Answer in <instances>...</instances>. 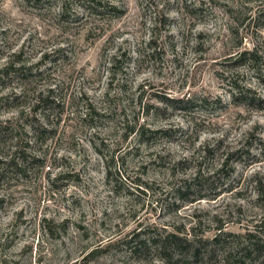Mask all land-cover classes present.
<instances>
[{
  "label": "rangeland",
  "instance_id": "374dc122",
  "mask_svg": "<svg viewBox=\"0 0 264 264\" xmlns=\"http://www.w3.org/2000/svg\"><path fill=\"white\" fill-rule=\"evenodd\" d=\"M263 220L264 0H0V264H167L123 240Z\"/></svg>",
  "mask_w": 264,
  "mask_h": 264
},
{
  "label": "trees",
  "instance_id": "16d2710c",
  "mask_svg": "<svg viewBox=\"0 0 264 264\" xmlns=\"http://www.w3.org/2000/svg\"><path fill=\"white\" fill-rule=\"evenodd\" d=\"M88 4H93L94 0H85ZM239 60H245L247 65L254 69L257 66L259 57L257 51H244L239 55ZM257 70V67H255ZM246 92H239V96L246 99L255 100L263 103L259 98L250 97ZM247 102V100L245 101ZM228 158H225L210 176L222 173L227 166ZM200 177L197 174L193 181ZM178 198H187L189 187L182 186L175 189ZM184 198V199H183ZM221 229H218L220 231ZM147 230H140L132 233V236L123 240V246L130 255H137L149 252L155 254L167 264H176L185 261H194L198 264H209L216 254H221V264H264V241L263 236H258L264 232V220L256 227L253 232L245 235L219 232L210 241L189 240L178 230L165 235L153 236L146 234ZM257 231V232H256Z\"/></svg>",
  "mask_w": 264,
  "mask_h": 264
}]
</instances>
